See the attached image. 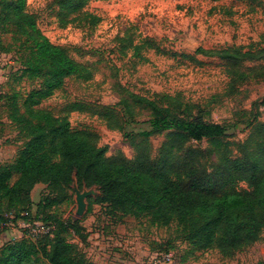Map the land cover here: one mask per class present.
Returning a JSON list of instances; mask_svg holds the SVG:
<instances>
[{"label":"trees","instance_id":"1","mask_svg":"<svg viewBox=\"0 0 264 264\" xmlns=\"http://www.w3.org/2000/svg\"><path fill=\"white\" fill-rule=\"evenodd\" d=\"M90 1L56 0L60 23L97 19L84 11ZM3 29L11 31L19 43L21 76L40 84L24 95L13 89L0 96L3 101L7 98L9 118L24 137L14 159L0 164V223L37 219L53 228L36 240L21 236L4 243L0 264H35L38 259L47 264H108L90 260L78 242L65 236L72 231L85 243L89 233L82 219L65 220L55 210L54 215L43 214L70 199L74 182L80 189L96 187L98 194L88 197L89 211L99 204L110 214L146 216L160 226L175 224L193 250L217 249L228 257L262 238L263 121H253L249 136L236 141L226 125L194 114L189 102L170 94L164 95L167 102H163L164 98L129 91L119 103L129 114L134 105L148 109V128L127 131L115 115L107 116V126L123 131L135 150L132 158L122 151L108 155V145L99 144V133L72 127L70 111L83 110V104L73 102L61 114L41 106L67 78L90 80L92 67L43 33L37 15L27 8V0H0ZM140 41L133 45L140 57L143 48L156 47L150 38ZM201 52L223 60L231 86L248 78L243 70L245 61L264 58L262 53L243 51L239 46ZM247 69L255 71L254 67ZM157 135H164V141L154 157L151 138ZM202 142L206 146L196 145ZM242 182L247 186L242 187ZM39 183L46 185L48 193L37 203L34 219L21 216L22 211L33 214L31 194Z\"/></svg>","mask_w":264,"mask_h":264},{"label":"rangeland","instance_id":"2","mask_svg":"<svg viewBox=\"0 0 264 264\" xmlns=\"http://www.w3.org/2000/svg\"><path fill=\"white\" fill-rule=\"evenodd\" d=\"M27 8L37 15L39 27L52 42L64 46L75 59L93 69L90 80L67 78L64 86L41 106L61 114L73 102L83 104V110L70 111L72 127L99 133V144L108 145V155L122 151L132 158L135 150L123 131L107 126V116L115 115L127 131L148 128V109L134 105V112L129 114L119 103L129 91L152 99L164 98L163 102H167L165 94L189 102L194 114L226 125L236 141L249 136L253 121L264 122V58L245 61L243 70L248 78L231 86L232 78L223 60L201 52L239 46L243 51L264 54V0H91L84 11L97 19L89 17L64 26L57 17L56 0H27ZM146 37L156 47L143 48L140 57L133 45ZM21 56L13 33L0 30V96L13 89L24 95L40 84L21 76ZM249 67L255 71H249ZM9 113L7 98L0 99V164L12 161L24 142ZM151 140L156 157L164 135ZM196 145L204 147L206 142ZM240 185L247 186L244 182ZM87 191L98 194L95 187L80 189L74 183L70 199L43 214L54 215L55 210L62 219H82L89 233L85 243H80L72 231L64 234L78 242L90 260L147 264L153 255L171 250L173 264L264 261V233L259 241L228 257L217 249L193 250L175 224L160 226L146 216L110 214L106 206L99 204L89 211L88 198L85 212L78 215L77 193ZM47 193L45 184L36 186L33 214L22 211L21 216L34 219L37 203ZM8 216L13 217L11 213ZM18 222L0 231V247L17 240L4 239L6 231L16 229L24 234L25 227ZM35 264L47 263L38 259Z\"/></svg>","mask_w":264,"mask_h":264},{"label":"built area","instance_id":"3","mask_svg":"<svg viewBox=\"0 0 264 264\" xmlns=\"http://www.w3.org/2000/svg\"><path fill=\"white\" fill-rule=\"evenodd\" d=\"M20 226L25 227L23 236L31 239H38L41 235L47 234L53 228L51 225L44 223L41 220H24L19 222ZM9 226V223L1 222L0 231L5 230ZM19 236H14L13 239H18ZM174 253L172 251H163L153 255L147 264H173Z\"/></svg>","mask_w":264,"mask_h":264},{"label":"water","instance_id":"4","mask_svg":"<svg viewBox=\"0 0 264 264\" xmlns=\"http://www.w3.org/2000/svg\"><path fill=\"white\" fill-rule=\"evenodd\" d=\"M77 184V182H74ZM78 185V184H77ZM86 188V187H84ZM92 188V187H91ZM96 188V187H95ZM98 192V191H97ZM92 192L91 191H87V192H84V193H77V205H78V208H77V214L78 215H83V213L85 212L86 210V206H87V198L89 196H91Z\"/></svg>","mask_w":264,"mask_h":264},{"label":"crops","instance_id":"5","mask_svg":"<svg viewBox=\"0 0 264 264\" xmlns=\"http://www.w3.org/2000/svg\"><path fill=\"white\" fill-rule=\"evenodd\" d=\"M40 184V183H39ZM39 184H37L36 186H38ZM35 186V187H36ZM34 190V189H33ZM31 196H32V199H33V191H32V194H31ZM33 201H34V199H33ZM33 211V210H32ZM83 223V222H82ZM83 225L84 226H86L84 223H83ZM20 235V236H19ZM4 236V239H11L12 237H14V236H19V237H21V236H23V232L22 231H18V230H16V229H13V231H6V233H5V235H3ZM0 240H1V237H0ZM11 241V240H10Z\"/></svg>","mask_w":264,"mask_h":264}]
</instances>
